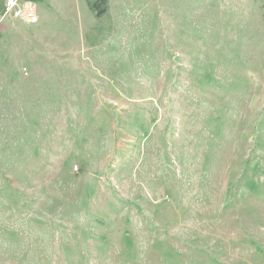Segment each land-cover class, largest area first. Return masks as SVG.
Listing matches in <instances>:
<instances>
[{"label": "rangeland", "instance_id": "1", "mask_svg": "<svg viewBox=\"0 0 264 264\" xmlns=\"http://www.w3.org/2000/svg\"><path fill=\"white\" fill-rule=\"evenodd\" d=\"M117 2L0 46V264H264V0Z\"/></svg>", "mask_w": 264, "mask_h": 264}, {"label": "crops", "instance_id": "2", "mask_svg": "<svg viewBox=\"0 0 264 264\" xmlns=\"http://www.w3.org/2000/svg\"><path fill=\"white\" fill-rule=\"evenodd\" d=\"M4 1L5 0H0V46L4 44L6 41V38L9 37L11 33L14 32V29L12 27L15 25V23H17V21H21V20L12 18L10 16H3ZM82 1L85 2L89 11L92 12V10L88 7L87 1L86 0H82ZM112 1L113 0H108V8H109V4ZM35 2L37 4V14H38L37 23L40 25H43V24L46 25V24H50L54 22L55 19H58V17H60V15H63L59 12V10L61 9V6H65L68 8L71 0H35ZM117 3L126 4L127 0H118ZM27 24H30V23H27Z\"/></svg>", "mask_w": 264, "mask_h": 264}, {"label": "built area", "instance_id": "3", "mask_svg": "<svg viewBox=\"0 0 264 264\" xmlns=\"http://www.w3.org/2000/svg\"><path fill=\"white\" fill-rule=\"evenodd\" d=\"M3 16L21 20L24 23H35L38 20L35 0H5Z\"/></svg>", "mask_w": 264, "mask_h": 264}, {"label": "trees", "instance_id": "4", "mask_svg": "<svg viewBox=\"0 0 264 264\" xmlns=\"http://www.w3.org/2000/svg\"><path fill=\"white\" fill-rule=\"evenodd\" d=\"M88 7L97 17H101L107 11L108 0H86Z\"/></svg>", "mask_w": 264, "mask_h": 264}]
</instances>
